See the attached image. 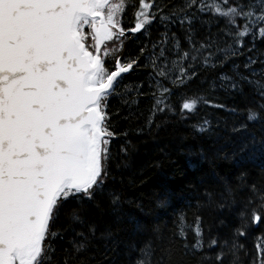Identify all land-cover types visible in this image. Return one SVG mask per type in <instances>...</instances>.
<instances>
[{"label": "snow or ice", "instance_id": "6c2138e0", "mask_svg": "<svg viewBox=\"0 0 264 264\" xmlns=\"http://www.w3.org/2000/svg\"><path fill=\"white\" fill-rule=\"evenodd\" d=\"M129 10L133 25L125 28ZM197 22L209 27L200 39ZM154 24L163 28L156 39ZM138 34L146 42L135 57L125 56V39ZM106 41L118 45L102 48ZM258 42L264 43V0H0V264H172L177 246L195 264H244L249 252L240 241L264 223V173L253 179L210 167L188 188L196 202L188 203L196 209L193 223L181 212L172 229L157 214L170 207L168 195L154 192L146 204L126 199L121 186L136 151L130 133H158L167 123L157 124L158 116L187 120L201 102L237 117L231 136L241 137L237 145L208 119L193 125L208 136L199 155L209 165L229 159V145L232 157L253 150L257 133L250 125H260L264 145ZM241 57L245 62L235 64ZM229 64L231 74L221 71L210 89L239 94L242 105L228 108L182 92L205 71ZM137 70L146 80L121 88ZM142 94L152 101L150 114L133 128ZM121 122L129 127L121 131ZM205 208L235 214L228 234L213 235L225 221L206 224ZM251 264H264V233L256 237Z\"/></svg>", "mask_w": 264, "mask_h": 264}, {"label": "trees", "instance_id": "16d2710c", "mask_svg": "<svg viewBox=\"0 0 264 264\" xmlns=\"http://www.w3.org/2000/svg\"><path fill=\"white\" fill-rule=\"evenodd\" d=\"M164 2L179 3V0H164ZM123 26L129 28L133 25V18L131 10L123 15ZM204 19H207L205 17ZM222 26V25H221ZM196 30L199 32L197 39L202 38L209 30L207 24H201L197 22L195 24ZM87 30V29H86ZM153 35V39L158 38V33L163 31L158 24H154L150 29ZM177 36L183 41L184 33L178 28H173ZM211 31L215 33L217 28L213 26ZM142 42H146L144 35L138 34L136 39L128 37L125 39L123 52L125 56L131 54L135 57L139 52V47ZM88 45H92L93 41L89 36L87 40ZM112 41H106L104 46L111 49L117 46ZM187 48V44H184ZM257 50L264 53V43H257ZM245 62V58H237L234 63L242 65ZM232 65L229 64L223 69H209L205 71L201 77L194 81L187 91L190 95L203 96L210 99L213 104H224L226 107L231 108L237 105H242L243 100L239 94H230L223 90L217 89L212 92L210 89V82L213 78L218 76L221 71L230 73ZM207 78L209 83L202 84L200 81ZM146 80V73L143 71H133L126 74L121 88L127 85L129 88L139 85L142 81ZM149 90L145 85L144 92ZM250 92V89L245 86V94ZM133 97L136 93L133 92ZM176 97H173L175 100ZM112 108L115 110L119 106V101L113 99L111 101ZM152 101L146 95L139 97L138 107L133 108L135 113L134 121L138 120V123H132V127H138L144 124L145 119L150 114ZM123 115H128L127 109H123ZM208 119L212 122L213 131L219 132L223 137H230L239 145L241 137L231 136V127L233 122L238 118L230 116L226 111L217 109L210 106H205L202 102L199 104L196 112L191 114L187 120H181L179 116H171L168 114L158 116L156 123L160 124L161 121H167V123L157 133L153 128L152 135L137 136L134 132L130 133L129 139L134 145H136V151L133 153L128 162V167L124 170L125 183L121 186V190L128 200H135L140 202L143 200L147 204V200L152 196L154 192H158L161 196L168 195L170 200V207L164 210H157V214L162 222L167 223L168 229H172L173 224L181 212L187 214L188 223L192 224L194 220L195 208H189L188 203L192 204L196 202L192 200V193L188 191L189 185L198 178L201 174L208 171L210 167H214L216 171L221 174H230L232 176L238 175L240 172L248 173L251 178L258 179L259 176L264 173V145L260 144V135L258 129L259 124L249 126L250 132H256V145L255 148L246 153L242 158L232 157V147L228 146L226 151L229 154V159L216 160L214 165L201 158L199 155L201 147H206L208 144V136L197 134L193 125L199 121ZM227 121L228 127L225 128L224 121ZM219 122L220 127L216 125ZM238 126V125H237ZM129 127L128 123L121 122L119 124L120 130H124ZM243 135V134H242ZM160 148H164L168 153L164 156L160 152ZM153 164H159L158 167H153ZM134 214H138V210L134 206L130 209ZM147 210V208H146ZM205 222L218 225L219 220L225 221V226L214 227L213 235L219 232L221 235H226L229 232V226L236 223L235 214L220 211L218 209L205 208L202 210ZM264 233V223H261L258 227L253 228L249 235L242 239L243 243L249 252L247 257H244V264H251V261L255 257V243L256 237ZM172 264H195V261L189 256L183 254V250L177 246L172 257Z\"/></svg>", "mask_w": 264, "mask_h": 264}, {"label": "rangeland", "instance_id": "374dc122", "mask_svg": "<svg viewBox=\"0 0 264 264\" xmlns=\"http://www.w3.org/2000/svg\"><path fill=\"white\" fill-rule=\"evenodd\" d=\"M87 31H88V29H87Z\"/></svg>", "mask_w": 264, "mask_h": 264}]
</instances>
